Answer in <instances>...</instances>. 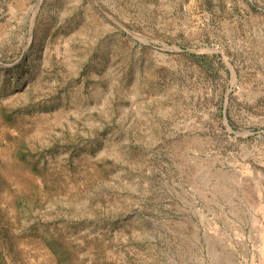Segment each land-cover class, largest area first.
I'll return each instance as SVG.
<instances>
[{"label": "rangeland", "instance_id": "1", "mask_svg": "<svg viewBox=\"0 0 264 264\" xmlns=\"http://www.w3.org/2000/svg\"><path fill=\"white\" fill-rule=\"evenodd\" d=\"M0 264H264V0H0Z\"/></svg>", "mask_w": 264, "mask_h": 264}, {"label": "water", "instance_id": "2", "mask_svg": "<svg viewBox=\"0 0 264 264\" xmlns=\"http://www.w3.org/2000/svg\"><path fill=\"white\" fill-rule=\"evenodd\" d=\"M161 182H162V185H163L164 187L168 184V182L166 181V178H165L164 175H162V180H161Z\"/></svg>", "mask_w": 264, "mask_h": 264}]
</instances>
